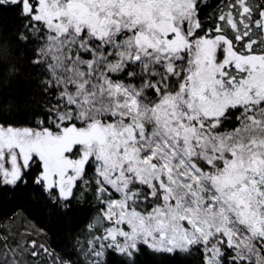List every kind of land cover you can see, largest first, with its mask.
<instances>
[{"label": "snow or ice", "instance_id": "1", "mask_svg": "<svg viewBox=\"0 0 264 264\" xmlns=\"http://www.w3.org/2000/svg\"><path fill=\"white\" fill-rule=\"evenodd\" d=\"M0 193V264H264V0H0Z\"/></svg>", "mask_w": 264, "mask_h": 264}, {"label": "trees", "instance_id": "2", "mask_svg": "<svg viewBox=\"0 0 264 264\" xmlns=\"http://www.w3.org/2000/svg\"><path fill=\"white\" fill-rule=\"evenodd\" d=\"M213 4L218 2V0H210ZM5 203L10 206L14 203L15 205H20L23 208L24 216L22 218H17L13 222V231L18 233L16 239L18 242L23 243L24 239H35L38 243L47 242L49 250H54L56 254L62 255L65 249V240L64 243H61V240L64 239L61 235V229L63 227L62 220L58 216H53L50 210L43 206L41 203L33 202L28 199L26 195L16 194L14 200L12 198V194H4L0 193V207H3ZM14 210H16L14 208ZM11 213H9V216ZM32 225L36 226L38 230L40 227L47 225L52 229L51 232H48L47 235L41 236L37 231L32 230ZM7 226V221L0 220V228H5ZM55 232L56 235L52 233ZM29 233L28 237H23L19 234ZM29 239V242H30ZM43 260L44 264H52V260L48 257L44 256L41 250V256L35 258L31 261V264H39V262Z\"/></svg>", "mask_w": 264, "mask_h": 264}]
</instances>
